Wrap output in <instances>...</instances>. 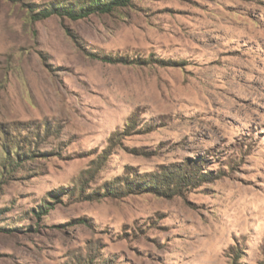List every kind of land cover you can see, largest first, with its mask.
Masks as SVG:
<instances>
[{
    "label": "rangeland",
    "instance_id": "obj_1",
    "mask_svg": "<svg viewBox=\"0 0 264 264\" xmlns=\"http://www.w3.org/2000/svg\"><path fill=\"white\" fill-rule=\"evenodd\" d=\"M84 1L0 0V264H264V0Z\"/></svg>",
    "mask_w": 264,
    "mask_h": 264
},
{
    "label": "trees",
    "instance_id": "obj_2",
    "mask_svg": "<svg viewBox=\"0 0 264 264\" xmlns=\"http://www.w3.org/2000/svg\"><path fill=\"white\" fill-rule=\"evenodd\" d=\"M129 2L130 0H109L103 3L99 2V0H85L84 2L77 3L78 4L77 7H67V6L66 8L56 7L50 10L41 11L40 13L36 14L35 17L39 20V19H45L51 15H57V16H66L72 20H76V19L85 18L95 12H104V13L110 12L114 7L126 6ZM17 146H18L17 148H19L20 146L19 143ZM11 153L13 154L14 151H11ZM15 154L16 156L19 157V154L16 153V151H15ZM11 161L12 159L10 158V156L8 157V155H6L7 166L10 167L12 165L17 164ZM182 178L180 177V182ZM175 187H176V184H175ZM166 190H168V188Z\"/></svg>",
    "mask_w": 264,
    "mask_h": 264
}]
</instances>
